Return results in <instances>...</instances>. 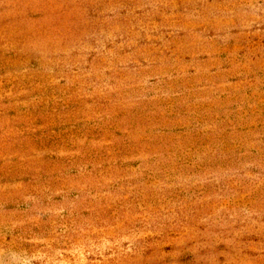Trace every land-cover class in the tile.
<instances>
[{
    "label": "rangeland",
    "instance_id": "rangeland-1",
    "mask_svg": "<svg viewBox=\"0 0 264 264\" xmlns=\"http://www.w3.org/2000/svg\"><path fill=\"white\" fill-rule=\"evenodd\" d=\"M0 264H264V0H0Z\"/></svg>",
    "mask_w": 264,
    "mask_h": 264
}]
</instances>
